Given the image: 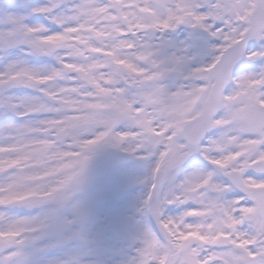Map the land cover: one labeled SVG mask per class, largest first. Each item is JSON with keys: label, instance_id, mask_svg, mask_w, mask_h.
Listing matches in <instances>:
<instances>
[{"label": "snow or ice", "instance_id": "1", "mask_svg": "<svg viewBox=\"0 0 264 264\" xmlns=\"http://www.w3.org/2000/svg\"><path fill=\"white\" fill-rule=\"evenodd\" d=\"M104 147L148 169L129 264H264V0H0V264Z\"/></svg>", "mask_w": 264, "mask_h": 264}, {"label": "rangeland", "instance_id": "2", "mask_svg": "<svg viewBox=\"0 0 264 264\" xmlns=\"http://www.w3.org/2000/svg\"><path fill=\"white\" fill-rule=\"evenodd\" d=\"M107 148L98 149L89 161L87 179L73 198L82 202V220L73 221L66 230L53 234L60 243L44 251L45 264L51 260L62 261L61 252L68 254L73 264H129L135 256V250L140 246V225L144 224L138 209L146 184L140 181L148 175V169L135 155L131 164L107 168L103 162ZM55 215L58 222H64L72 219L73 211L70 206H65ZM110 222L118 224L124 234H110L107 229ZM72 231L80 232V236L71 237L73 245L69 246L65 238L70 237Z\"/></svg>", "mask_w": 264, "mask_h": 264}, {"label": "water", "instance_id": "3", "mask_svg": "<svg viewBox=\"0 0 264 264\" xmlns=\"http://www.w3.org/2000/svg\"><path fill=\"white\" fill-rule=\"evenodd\" d=\"M128 159V155L114 149L108 150L105 155L106 164L109 166H114L121 162H126Z\"/></svg>", "mask_w": 264, "mask_h": 264}, {"label": "bare ground", "instance_id": "4", "mask_svg": "<svg viewBox=\"0 0 264 264\" xmlns=\"http://www.w3.org/2000/svg\"><path fill=\"white\" fill-rule=\"evenodd\" d=\"M63 231H64V230H63ZM72 240H73V239H72V238H69V237L65 238V241L67 242V244H70L69 246L73 245V241H72ZM70 248H71V247H69L68 249H66L67 252L70 251ZM60 259H61L62 261H64L65 264H73V261L70 259V256H69L68 254H62V252H61V253H60Z\"/></svg>", "mask_w": 264, "mask_h": 264}]
</instances>
